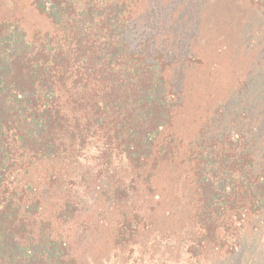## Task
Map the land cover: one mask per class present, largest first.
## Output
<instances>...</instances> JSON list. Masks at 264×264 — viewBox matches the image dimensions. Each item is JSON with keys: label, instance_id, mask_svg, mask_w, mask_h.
<instances>
[{"label": "trees", "instance_id": "1", "mask_svg": "<svg viewBox=\"0 0 264 264\" xmlns=\"http://www.w3.org/2000/svg\"><path fill=\"white\" fill-rule=\"evenodd\" d=\"M173 5L0 0V264H155L176 202L183 264L257 230L264 100L251 80L219 102L195 82ZM246 5L264 21V0Z\"/></svg>", "mask_w": 264, "mask_h": 264}, {"label": "rangeland", "instance_id": "2", "mask_svg": "<svg viewBox=\"0 0 264 264\" xmlns=\"http://www.w3.org/2000/svg\"><path fill=\"white\" fill-rule=\"evenodd\" d=\"M172 4L179 12L188 10L186 20L192 16L189 36L197 39L195 50L201 61L194 70L195 82L219 102L240 86V81L251 80L253 92L264 100V21L249 11L246 0H172ZM254 93L251 100L255 102ZM177 203L172 215L162 212L156 218L157 226L147 240L146 255L153 257L155 264H183L181 243L186 232L179 229L187 223L182 204ZM258 226L244 237L235 256L209 252L199 264H264V214Z\"/></svg>", "mask_w": 264, "mask_h": 264}]
</instances>
